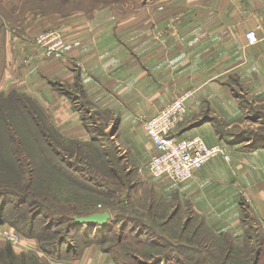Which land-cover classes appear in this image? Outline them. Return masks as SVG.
I'll return each instance as SVG.
<instances>
[{
	"label": "crops",
	"instance_id": "1",
	"mask_svg": "<svg viewBox=\"0 0 264 264\" xmlns=\"http://www.w3.org/2000/svg\"><path fill=\"white\" fill-rule=\"evenodd\" d=\"M168 22L175 27L161 35ZM60 24L61 60L43 58L34 38L8 40L0 92L15 89L36 99L68 138L90 142L97 124L92 116L113 130L134 166L131 177L139 179L128 195L141 215L135 222H150L171 241L204 222L217 238L229 236L238 245L249 240L248 227L256 226L257 262L264 264V147H249L252 140L227 141L222 134L264 128V43L248 46L245 38L250 29L264 33V0H148L130 11L104 9L40 22L45 29ZM36 29L27 32L33 35ZM27 56L30 64L24 62ZM187 91L193 96L176 136L224 144L231 159H212L184 183L154 178L144 169L155 153L144 123ZM246 102L259 113L252 116ZM185 208L187 216L181 212ZM194 218L200 221L191 222ZM139 229L136 225L134 233ZM15 251L41 253L38 242L26 238ZM55 264L116 261L94 243L78 259Z\"/></svg>",
	"mask_w": 264,
	"mask_h": 264
},
{
	"label": "trees",
	"instance_id": "2",
	"mask_svg": "<svg viewBox=\"0 0 264 264\" xmlns=\"http://www.w3.org/2000/svg\"><path fill=\"white\" fill-rule=\"evenodd\" d=\"M53 85L56 87V83ZM36 102L28 95L15 89H12L7 96L0 92V227L12 228L22 238L35 239L40 250L50 260L78 259L84 250L94 243L102 246L105 251L113 253V247L118 244L119 246L122 245L123 237L119 234L110 235L105 227L82 225L73 219L74 215L86 216L97 212L96 209H92L89 203L85 206L87 211L84 215H78L76 212L68 214L65 212V208V211L61 210L57 214L49 204L47 195H42L41 199L38 198L36 190L39 181L42 180L39 174L41 164L37 162L34 154H27L22 144V137L27 133L26 130L35 126V130L31 133L37 134L36 138L43 139L41 144L43 146L40 145L39 151L40 155L42 152L43 158L40 159L44 160L47 167L52 168L46 170L63 172L66 181L77 183L88 192L116 194L114 190L108 189L104 183L98 180L95 175L90 174L87 168L80 166L78 163L80 159L86 162L98 159V162L109 172L113 171L111 165L115 161L123 168L124 165L120 164L122 159L117 158L114 147H109L105 151L106 145L103 142H101L103 147L98 145L99 140L95 136L90 142H81L55 132L53 126L46 121L45 124H42L39 120L42 118L43 110ZM258 110L260 109L252 108L255 114L259 113ZM261 113L264 115L263 112ZM17 116L25 120L24 123L20 122L22 126L17 123ZM222 134L227 139H234L236 136L241 139L240 141L252 140L249 147H264V128L259 130L241 129L238 132L224 130ZM52 175L56 174L52 173ZM106 202L108 205L111 204ZM10 204L13 205L14 211L8 216ZM107 210L111 212L109 209ZM121 214L122 212L113 215L114 217L107 227L112 229L121 224L122 229H129L133 232L136 225L140 227L139 232L134 234V248L128 244L127 246L122 245V249L128 254L127 256H134L135 252L139 250L137 247V243L141 242V240L138 241L139 238L147 236L150 237L148 240L153 239L154 241L153 243L150 242L151 250L155 248L162 252L151 262L145 264H258L260 234L255 227L250 226L251 229L248 231L250 238L245 240L242 245L234 243L229 236L217 238L205 226L204 222H199L190 228V234L178 236L174 230L172 233L178 237L171 241L160 235L156 228L151 227L150 222L124 220L123 214ZM113 237L117 239V242L112 246H107L108 241L112 240ZM132 248L134 254H130ZM34 255L23 253L17 256L13 247L8 244L5 249L0 250V264H16L15 262L17 264H29L30 258V264H41L40 259ZM45 264L51 263L45 262Z\"/></svg>",
	"mask_w": 264,
	"mask_h": 264
},
{
	"label": "rangeland",
	"instance_id": "3",
	"mask_svg": "<svg viewBox=\"0 0 264 264\" xmlns=\"http://www.w3.org/2000/svg\"><path fill=\"white\" fill-rule=\"evenodd\" d=\"M148 0H0V65L5 59V45L8 42V40L12 41L14 37H26L27 39H31L36 37V35L42 31L45 30L44 27L40 26V22H43L44 20H51L56 17L65 18L68 16H71L73 14H90L97 10H104V9H114L117 11H130L134 9L135 4H142L147 5ZM169 24V22L164 26L165 30L161 31V35H165L166 30H168L166 27ZM32 28H38L36 29L35 34H29L27 32L28 29ZM11 91V90H10ZM10 91L2 92L4 95H8ZM238 95L241 98H246L244 91L242 88H238ZM30 97V96H29ZM34 99L33 97H31ZM37 101L36 99H34ZM245 100L248 99L246 98ZM246 102V106L248 105V108L250 110V114L253 116L254 112L252 111V108L254 107L252 104ZM37 104L38 101L36 102ZM39 106L43 110L42 118L39 120L42 124H45V121L47 123H50V125L53 126L55 132L62 134L57 127L55 126L52 117L50 114L39 104ZM17 123L21 125L20 122L24 123L25 120L19 118L17 116ZM93 120L97 121V124L91 127V135L95 136L99 143L98 145H101L103 142L106 147L105 151L108 150L109 147H114L115 154L117 158L122 159L120 164L124 165L120 167L117 161H115L114 164L111 165V168L113 169L112 172H109V170L105 169L104 166L98 162V159L91 162H86L83 159H80L78 163L80 166H84L87 168L88 172L92 175H95L98 180H100L102 183H104L108 189L114 190L116 194L108 195L105 192H88L86 189L83 188V186L74 183V182H68L64 179L63 172L61 171H52L50 172L46 169H52L49 166L44 163V160H41L40 158H43V154L41 152V155L39 154L40 147L43 142V139L36 138L37 134L31 133L34 128H30V130H26L27 133H25V136L22 134L23 138V146L27 152V154H34L36 156L37 162L41 164L39 167V174L42 178L41 181H39V185L37 186V196L39 199H41L42 195H47L49 199V204L53 207L54 211L59 214L61 210L66 209V213H72L76 212L78 215H84L85 211L87 209L85 208L86 204L89 203L92 207V209H96L98 211L103 210L104 208L109 209L112 212V215L120 214L122 212L123 218L129 219L132 222L136 219L137 221L140 220L141 215L137 214V211L135 209V202L132 199H128L129 193L132 191V189L138 185L139 179H136L135 177H131L130 173L134 171V166L129 165L128 161L126 160L127 153H124V150L120 148L119 144L117 143V137L115 135V132L113 130H105V127L103 125V122H98V119L96 116L90 117V121L93 122ZM22 126V125H21ZM248 129V128H243ZM241 130V129H240ZM240 130H234V132H238ZM104 132V133H103ZM230 139V138H229ZM229 139H226L227 141ZM241 139L235 136L232 141L238 142ZM243 140V139H242ZM56 142V141H54ZM41 145V146H40ZM97 145V147H99ZM104 145V146H105ZM39 154V155H38ZM39 156V157H37ZM111 159H113L111 157ZM75 160V159H74ZM127 162V163H126ZM128 164V165H127ZM43 166V167H42ZM132 166L130 169L131 171H126L128 167ZM104 169V170H103ZM145 169V168H144ZM52 173H55L56 175H52ZM148 173V172H147ZM51 176V179H50ZM109 198V199H108ZM1 200V199H0ZM90 201V202H89ZM108 201L111 203L108 205L106 202ZM95 203V205H93ZM108 205H106V204ZM242 203L245 205V201L242 198ZM88 204V205H89ZM10 209L8 211V216H10L13 211V205L10 204ZM126 208V209H125ZM121 210V211H120ZM126 210V211H125ZM185 212V215L187 216L188 209H182ZM247 213V211L245 210ZM121 214V215H122ZM127 215H130V217H127ZM161 215V213H160ZM165 215V214H164ZM113 216V217H114ZM244 219L246 221L250 218H247V214H244ZM123 221V220H122ZM200 219L194 218L191 222H199ZM121 222V220H120ZM124 222V221H123ZM128 222V221H127ZM121 224L116 225L114 228L105 227L107 233H110L112 236H116L119 234V236L123 237V243L122 245L127 246V244L130 247L134 248L133 243L134 240V232L133 231H127L122 229ZM250 231V227H248ZM255 229L258 230V228L255 226ZM105 232V231H104ZM136 238V237H135ZM150 238L142 237L139 238L138 241L141 240V242H138L137 247L139 248L138 252L136 251L134 254V249L132 248L130 254H134V256H127L126 251L122 249V245L119 246L116 245L113 247V256L114 259H116V264H145L151 262L154 258L162 254L160 250L153 249L151 250V243H153V239L148 240ZM24 238L22 239V242L20 244H12L7 239L0 236V250L5 249L6 246L9 244L13 247V250L17 256L21 254H35L34 256L40 259L41 264H45V262H50L51 264H55L57 260H50L48 256L41 251V253H37L35 251H29V252H16L18 250V247L21 246L23 243ZM115 242H117V239L113 237L112 240L108 241L107 246L114 245ZM151 242V243H150ZM161 249V248H160ZM163 250V249H161ZM164 251V250H163ZM45 257L47 258L46 261ZM152 257H154L152 259ZM60 261V260H59ZM29 264L31 262L28 260ZM1 263V260H0ZM17 264V262H15Z\"/></svg>",
	"mask_w": 264,
	"mask_h": 264
},
{
	"label": "built area",
	"instance_id": "4",
	"mask_svg": "<svg viewBox=\"0 0 264 264\" xmlns=\"http://www.w3.org/2000/svg\"><path fill=\"white\" fill-rule=\"evenodd\" d=\"M170 23L167 29H173ZM64 25L45 29L35 37L34 44L39 54L46 59L61 60L64 58ZM248 46L264 43V33L258 36L256 30L250 29L245 34ZM26 64L32 62L27 56ZM193 96L187 91L177 96L172 102L147 119L144 129L147 137L155 147V153L144 168L154 178L167 177L172 182L184 183L193 178L195 172L202 169L214 158L223 157L230 161V153L224 144L209 146L198 135L179 138L175 132L186 120V101ZM0 236L12 244H20L22 236L14 229L0 227Z\"/></svg>",
	"mask_w": 264,
	"mask_h": 264
},
{
	"label": "water",
	"instance_id": "5",
	"mask_svg": "<svg viewBox=\"0 0 264 264\" xmlns=\"http://www.w3.org/2000/svg\"><path fill=\"white\" fill-rule=\"evenodd\" d=\"M73 219L76 221V223L79 224H89L92 225L94 227H107L108 223L111 220V214L108 210H104V211H97L94 213H91L89 215L86 216H73Z\"/></svg>",
	"mask_w": 264,
	"mask_h": 264
}]
</instances>
